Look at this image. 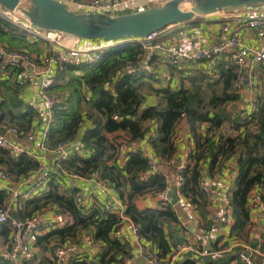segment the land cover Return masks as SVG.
<instances>
[{
  "label": "trees",
  "instance_id": "16d2710c",
  "mask_svg": "<svg viewBox=\"0 0 264 264\" xmlns=\"http://www.w3.org/2000/svg\"><path fill=\"white\" fill-rule=\"evenodd\" d=\"M14 30L18 29L0 18V43L7 49L28 52L17 48L24 41H20L22 34H12ZM141 53V43L122 41L104 53L95 65L77 68L63 65L59 68V74L61 71L69 72L70 79L58 87L59 91L67 94L60 97V103L53 110V123L44 147L53 150L60 144L79 139L87 149V156L69 153L67 160L58 161L50 175L47 191L34 199L22 201L21 209L11 213V217L21 219L52 204L70 214V224L36 237L35 246L40 252H46L53 242L73 243L79 232L92 230L91 239L101 245L97 258L91 261L82 258L80 253L71 264L124 263L127 257L124 245L111 238V233L118 227V218L110 213L100 214L94 208L85 215L86 210L75 203V189L65 185L63 172L82 177L98 173L101 180L125 203V216L138 227V233L150 246L151 254L165 262L172 250L165 228L168 224L178 223L177 214L169 204L139 210L135 201L145 194L162 191L166 187V178L157 172L141 180L140 174L146 169V161L138 152L128 153L125 166H119L115 158L116 148L109 142L108 135L123 132L125 138L137 140L151 132V147L163 163L169 164L176 153L173 144L175 127L183 118L187 121L195 147L189 153L182 172L181 195L196 205L202 226L209 228L210 203L199 187L203 166L207 165L208 175L214 177L222 173L230 158H235L236 177L230 187L234 224L230 235L232 239L245 243L250 240L247 201L250 190L260 192L264 201V94L257 97L254 111L244 117H235L230 108L237 99L234 89L241 83L244 71L232 63L220 64L213 70L217 78L196 73L182 78L176 89H156L150 85L147 76L119 74L123 68L136 64ZM10 66L11 73L0 76V125L5 129L14 128L16 139L22 140L35 126L40 128V122L37 120L38 113L25 105L21 98L23 86L27 84L17 80L21 67ZM77 70L82 75L74 76L73 71ZM65 77L62 76V80ZM54 84L47 92L52 88L57 90L55 87L58 85ZM149 96L156 98L154 105L146 104ZM85 121L90 126L81 135ZM201 125H206L203 135L199 132ZM224 127L228 134L224 132ZM40 167L37 160L26 154L15 158L0 148V170L8 174L10 182L22 181ZM8 198L6 191L0 190L1 210L5 209ZM0 234L8 240L9 232L5 225L0 226ZM84 235L86 233L82 237ZM255 244L251 240L252 248ZM238 251L239 248H236L222 258H209L207 264H231L234 261V264H239L236 260ZM261 252L264 253V244ZM258 262L264 264L263 261Z\"/></svg>",
  "mask_w": 264,
  "mask_h": 264
},
{
  "label": "built area",
  "instance_id": "2783aa9c",
  "mask_svg": "<svg viewBox=\"0 0 264 264\" xmlns=\"http://www.w3.org/2000/svg\"><path fill=\"white\" fill-rule=\"evenodd\" d=\"M139 0H91L89 3L79 5V12L99 13L110 16H118L127 13H135L145 10L138 8ZM148 8L162 4L167 0H143ZM245 14V13H244ZM0 18L14 26L27 36L32 42H42L50 45L54 56L45 65L36 66L34 58L25 51L7 49L0 43V76H8L11 73L10 65L21 67L17 74L18 82L37 83V103L34 108L38 113V123L40 122L39 148L42 151H51L57 155V159L65 161L69 153L79 155L84 152L80 140L71 143H63L48 150L44 147V141L48 135L49 128L53 123L52 113L61 99L51 96L47 89L54 83L55 77L60 67L63 65L70 67L91 66L99 63L107 51L112 49L115 44L120 42H110L103 40L76 39L73 36L51 30H43L32 26L27 21L15 16L0 6ZM239 21L234 25H224L218 35V42L206 48L195 47L193 44L180 47L165 43L160 40L161 30L154 31L144 38L128 39L142 44L143 54L139 56L136 64L123 68L119 74L129 76H147L149 83L163 81L168 84L171 77L169 69L187 70L192 65H203L207 73H213L215 66L227 57L229 62L235 65L240 71L247 73L249 81H254L253 70L257 67L264 68V50L247 47L239 39V29L246 27L250 29L264 28V7L253 9L245 14L238 16ZM193 39V36L190 37ZM156 55L160 57L162 63V75H159L155 68ZM165 72V73H164ZM241 82V79H240ZM1 97V93H0ZM252 107V111H254ZM0 129H3L0 126ZM5 135L10 134L14 139L0 136V148L7 150L12 157L22 154L28 155L26 147L16 139V130L8 128L4 130ZM152 133H147L143 138L130 140L123 138L116 147V155L123 152H138L146 161V169L140 174L141 180H146L158 172L160 159L155 154L149 143ZM72 150V152L70 151ZM34 158V157H32ZM43 160V157L38 156ZM37 160V159H36ZM173 161L169 164L172 165ZM185 166L175 167L174 187L177 191L179 202L190 208L191 217L188 221L194 225L191 230V240L182 245H174L165 262L156 259L151 254V248L144 242L139 233L138 227L125 216V203L112 198L109 195V185L101 180L98 173H93L88 177H82L74 173L63 172L64 176L77 181H92L99 189L100 193L108 196V199L100 208L104 213H110L118 217V227L114 231L115 237L124 245L127 257L123 264H136L139 259H143L144 264H174L175 260L182 258L188 253H195L200 257L219 259L232 253L233 249L239 248L237 262L239 264H259L258 258L264 263V254L261 253L264 240V201L260 192L251 189L247 198L250 213L254 216L250 221L249 230L253 234L261 228L262 233L257 236L255 247H249L231 238L230 230L234 224L233 209L230 203V187L218 183L217 178L209 175L201 179L199 187L210 203L208 216L209 228L203 227L201 218L197 212L196 205L183 197L180 193L182 186V172ZM223 171V174L229 173ZM51 173L45 165L33 175L27 176L19 182H14L4 187L8 194L5 209H0V226L5 225L9 232L8 240L0 236V264H28L35 260L38 247L35 246L36 237L48 233L50 230L62 228L72 222L69 213L59 210L52 204L47 205L41 210L36 211L30 216L21 219L11 217V213L19 207L20 200H29L47 191V184ZM9 182L8 174L0 170V182ZM26 185L28 189L20 192V188ZM170 183L166 182V187L159 192H153V198L158 199L159 208L169 204ZM37 194V195H36ZM35 195V196H34ZM88 198L83 194L75 196L77 206L84 208ZM183 202V203H182ZM178 205V204H177ZM211 207H214L211 209ZM261 225V226H260ZM216 248L210 245L215 239ZM87 246H93L91 234L84 235ZM52 264H71L73 258L80 255V249L73 243H53ZM236 262V261H234ZM233 262V263H234Z\"/></svg>",
  "mask_w": 264,
  "mask_h": 264
},
{
  "label": "crops",
  "instance_id": "0c3cea01",
  "mask_svg": "<svg viewBox=\"0 0 264 264\" xmlns=\"http://www.w3.org/2000/svg\"><path fill=\"white\" fill-rule=\"evenodd\" d=\"M61 3L65 4L69 10L73 12H79V5H83L86 3H89L91 0H58ZM138 8L147 9L148 5L143 1L139 0L137 2ZM245 10L233 12V13H217L213 15L203 16V17H196L193 19H190L188 21L181 22L179 24L171 25L167 28L161 29V38L160 40L177 45L180 47H185L186 45L193 44L195 47L200 48H206L208 46H211L218 42V35L224 25H234L236 22L239 21L238 16H245ZM14 35H21L20 46H17L19 49H25L27 50L34 58L33 62L36 66L38 65H45L46 62H49L51 58H53L54 53L50 45L42 42H32V40L28 39L27 36H25L23 33H21L18 30H14L12 32ZM239 39L243 45L255 49L264 50V28L263 29H250L246 27H241L239 29ZM193 36V39L190 37ZM135 42V41H131ZM118 44V43H117ZM115 44V45H117ZM114 45V46H115ZM142 45V44H141ZM143 54V48L142 53ZM160 57L156 55L155 58V68L159 75H162V63L160 62ZM227 57H223V59L217 64H230ZM84 67V66H82ZM215 69V68H214ZM59 71L57 72V75L59 74ZM217 72V71H216ZM165 73V72H164ZM168 73L171 77V80L166 85L163 81L158 82H152L150 84L154 88H160V87H171L173 89H176L180 85V81L182 78L193 76L196 73H202L205 75H211L214 78H217L215 72L213 71V74L207 73L206 67L203 65H192L190 66V69L187 70H175V69H169ZM56 75V76H57ZM60 77H65V72H60ZM58 75V77H59ZM73 75L80 76L82 75L81 71H73ZM253 76L254 81L251 82L248 79L247 73H243L242 81L239 85L235 86L234 93L237 96L236 101H234L231 104L230 113L233 114L235 117H244L248 113L252 112V107L256 109L255 103L256 99L259 95L264 94V68L257 66L253 70ZM56 78V77H55ZM65 80H67V76L65 77ZM56 81L54 80V83ZM59 83H55L57 85ZM53 86V87H54ZM37 83L35 81H31L23 86L22 90V96L21 98L24 101L25 105H28L32 107L35 110L34 103H37ZM109 90V88H108ZM48 93L53 97H63V95H66L67 93L57 95L55 89H50ZM88 97V96H87ZM61 99V98H60ZM156 103V98L153 96H149L147 98L146 104L147 105H154ZM253 109V110H255ZM37 113V110H35ZM5 130V126L0 125ZM90 126V124L85 121L83 124V129L81 130V135L83 134V131ZM206 125L199 126V132L203 135L205 131ZM224 132L228 134L227 128L224 127ZM41 128H38L35 126L32 131L28 132L27 136L23 138L22 140H18L21 144H23L26 147V150L28 151V156L30 158L34 157V159L40 163V165H45L47 170L52 173L56 167L55 164L60 161L57 159V155L51 151H42L39 148V143L41 141L40 138ZM231 133V131H230ZM8 139H14L13 136L10 134L4 135ZM125 133L123 132H117L113 134L108 135L109 142L117 147L119 143L122 141L123 138H125ZM79 140V139H77ZM80 143L83 145L84 152L82 154L77 155L79 157H85L87 156V149L84 147V144L80 140ZM173 144L176 148V153L174 158L172 159L173 163L170 166L168 163H163L160 160V165L158 172L163 174L166 178V182L170 183V186L174 185V179H175V167L178 166H185L187 164L188 155L189 153L194 149V141L191 138L189 127L187 125V121L185 118L181 119L178 124L175 127L174 135H173ZM72 152V150H70ZM117 152V151H116ZM131 152H123L121 154H115V158L117 160V163L119 166H125L126 164V155ZM38 156L43 157L44 159H38ZM57 165V164H56ZM203 173L201 176V179L208 176L207 173V165L203 166ZM229 168L227 171L229 173L223 174L221 173L217 177L218 183H222L227 186H231L233 184V181L236 177V161L235 158H230L226 166L224 167L223 171H226L225 169ZM222 171V172H223ZM65 179V185L67 187H73L75 189V196L83 194L86 198H88V201L86 202L87 205L84 207L86 210L85 215L89 214V210L94 208V210H98L100 214L104 213L101 211V207L104 204V202L107 201L108 196L105 194L100 193L99 189L95 186V184L92 181H77L70 179L68 177H64ZM14 182H7V181H1L0 182V190H3L5 186L9 184H13ZM28 189V186L23 185L20 188V192H25ZM64 189V188H62ZM37 195V194H36ZM109 195L112 196V198H115L119 201H122L118 198L116 193L113 191V189H109ZM35 196V195H34ZM37 195L36 197H38ZM34 197V198H36ZM32 198V199H34ZM31 200V199H29ZM24 200H20L19 207L21 209V202ZM183 203V202H182ZM135 206L139 210L151 208H159V202L158 199L153 198L151 194H145L143 196H140L135 201ZM214 207H211L213 209ZM174 211L177 214L178 217V223H171L168 224L165 228V232L168 235V238L171 242V248L174 247V245H182L186 242H189L191 240L192 234L190 233L191 230H193L195 227L194 225H191V222L188 221V219L191 217L190 208L184 204H181V202L178 203L175 207H173ZM118 218V217H117ZM252 219H254V216L252 213H250V221L252 222ZM261 226V225H260ZM262 228V227H261ZM260 228V231L262 232V229ZM260 231H256L253 234L249 235L250 240H256L257 236L259 235ZM88 235L91 234L92 236V230H84L79 232L77 235L78 238L76 240L78 241L77 247L80 249V253L82 255V258L94 261L97 258V255L100 251V246L97 243L93 242V246H87V242L85 241L83 234ZM0 236L5 239L1 234ZM111 238L116 239L115 232L111 233ZM219 241V239H215L212 243H210L209 246L216 248V242ZM119 243L121 241L118 240ZM54 243V242H53ZM50 246H52V244ZM122 244V243H121ZM41 256V257H40ZM53 248H49L46 252H40L38 248V252L36 254L35 260L31 261L28 264H52L53 261ZM40 257V259H39ZM209 257H200L199 255L195 253H188L184 255L182 258H179L175 260L174 264H207ZM118 264H122L118 263ZM140 264V263H136ZM144 264V263H143ZM234 264V263H231Z\"/></svg>",
  "mask_w": 264,
  "mask_h": 264
},
{
  "label": "water",
  "instance_id": "95a60500",
  "mask_svg": "<svg viewBox=\"0 0 264 264\" xmlns=\"http://www.w3.org/2000/svg\"><path fill=\"white\" fill-rule=\"evenodd\" d=\"M0 6L32 26L76 39L120 42L140 39L174 24L217 13H245L264 7V0H167L131 14L110 16L73 12L58 0H0ZM5 132L0 130V136ZM169 203H179L177 191H169ZM138 263L143 264V259Z\"/></svg>",
  "mask_w": 264,
  "mask_h": 264
},
{
  "label": "rangeland",
  "instance_id": "374dc122",
  "mask_svg": "<svg viewBox=\"0 0 264 264\" xmlns=\"http://www.w3.org/2000/svg\"><path fill=\"white\" fill-rule=\"evenodd\" d=\"M125 15H126V14H125ZM123 42H131V40H128V39H127L126 41H123ZM77 71H80V70H77ZM65 74L68 75L67 79H68V78L70 79V73L68 72V73H65ZM209 76H211V75H209ZM62 79H63V78L59 76V77L57 78V80H56V82L59 83V84H57L58 86L55 87V88L57 89V90H55L56 93H58L57 95L64 94V93H63L64 91H59V88H58L59 85H65V83H66V80H62ZM56 82H55V83H56ZM160 88H161V87H160ZM109 89H110V88H109ZM219 175H220V174H219ZM219 175H217V176H219ZM214 177H215V176H214ZM219 177H220V176H219ZM215 178H217V177H215ZM121 202H122V201H121ZM116 217H117V216H116ZM257 231H260V228L257 229ZM255 232H256V231H255ZM261 233H262V232L260 231V233H259L258 236H260ZM221 239H222V237L219 238V240H221ZM74 242H75L76 244H78V241H77V240H74L73 243H74ZM239 242L243 243L244 245H247V246L251 247V240H248V242H246V243L243 242V241H239ZM75 243H74V244H75ZM234 250H235V249L232 250V253H233ZM261 253H262V252H261ZM262 254H264V253H262ZM40 257H41V256H40ZM40 257H39V259H40ZM261 260H262V259H260V258L257 259V261H261Z\"/></svg>",
  "mask_w": 264,
  "mask_h": 264
},
{
  "label": "clouds",
  "instance_id": "9594fccd",
  "mask_svg": "<svg viewBox=\"0 0 264 264\" xmlns=\"http://www.w3.org/2000/svg\"><path fill=\"white\" fill-rule=\"evenodd\" d=\"M126 41V40H125ZM169 205H170V203H169ZM172 207H175V206H172Z\"/></svg>",
  "mask_w": 264,
  "mask_h": 264
}]
</instances>
